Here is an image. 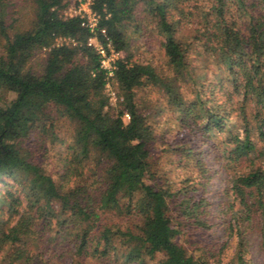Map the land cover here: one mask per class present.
Masks as SVG:
<instances>
[{
	"label": "trees",
	"instance_id": "1",
	"mask_svg": "<svg viewBox=\"0 0 264 264\" xmlns=\"http://www.w3.org/2000/svg\"><path fill=\"white\" fill-rule=\"evenodd\" d=\"M23 1L32 8L28 27L21 0H0V264H248L254 229L264 251V0H93L123 52L110 79L82 19L63 15L67 0ZM139 12L164 37V67L133 60L126 30ZM187 25L193 33L185 37ZM43 49L37 68L33 59ZM194 52L223 72L210 92L195 77ZM110 80L116 108L105 92ZM145 86L159 88L179 131L188 130L164 148L178 157L170 170L176 179L154 168L158 134L136 98ZM218 86L224 102L214 97ZM51 107L76 125L54 152L57 166L43 162V143L65 145ZM34 136L41 156L30 147ZM204 145L228 172L227 223L236 245L227 261L226 242L210 261L182 241L212 227Z\"/></svg>",
	"mask_w": 264,
	"mask_h": 264
},
{
	"label": "rangeland",
	"instance_id": "2",
	"mask_svg": "<svg viewBox=\"0 0 264 264\" xmlns=\"http://www.w3.org/2000/svg\"><path fill=\"white\" fill-rule=\"evenodd\" d=\"M73 0H67L68 6L71 5ZM68 6L63 9L62 13L65 17H68L67 12ZM19 9L22 10L25 15L23 20V26L28 27L30 25V20L32 19V8L30 4H27L25 1L21 0L19 4ZM69 13V12H68ZM139 21L137 25L130 26L127 28V38L130 41L129 51L133 54V60L139 62H151L155 66L161 68L165 66L166 56L165 48L162 45L164 37L158 33L155 29V23L151 16L146 15L145 13H138ZM193 26L187 25L182 28V34L186 37L187 34H192ZM69 39L58 38L56 44L70 43ZM198 47H200L198 45ZM199 49V48H197ZM48 50L43 49L39 51L33 59V64L39 68L44 62ZM192 66L195 72V77L197 80L204 82L206 90L210 92L217 82L219 85L221 77L223 78V72L219 69L218 66L212 61V59H207L206 55H198V52L192 54ZM188 90V97H192L194 94L192 92V87L189 84L185 85ZM117 93V83L110 81V84L106 87L105 92L110 96L111 105L116 108V99L111 98L112 92ZM137 101L140 104L141 109L144 111V114L147 115L148 122L156 129L158 134L157 140H154L151 143L152 154L155 157L154 168L158 166L161 171L164 173L169 172V176L172 179H176L177 175L170 172L171 168L177 162L178 157L173 156L170 158V155L166 153L164 148H168L169 144H173L174 141H178L188 136V130L181 129L179 131V126L175 122L177 113L169 108L167 104L166 97L162 94L156 86H145L137 90ZM209 94V93H208ZM6 93H0L1 98H5ZM13 95L10 94L9 98ZM214 97L220 102L226 100V96L223 90L218 86L214 92ZM50 113L56 117V128L55 132L61 138L60 141L64 140V144L60 142L50 143V140H47V143H43L45 148H48L47 155L43 158V162L46 166L56 165L54 152L59 150L62 146H66L70 142L71 134H73L76 125L75 123L66 118L62 117L56 107L49 108ZM127 118V117H126ZM31 149H35L39 152V156L42 154L41 142L37 136H34L31 140ZM44 149V148H42ZM54 159V160H53ZM203 159L207 167L209 168L211 180L208 186L207 198L209 201V215L212 221V227L208 231H189L186 236L182 238L183 243L189 252L200 255L205 252L210 261L214 260L213 254H219V247L222 243H227L224 254L225 260H229L233 252L235 251L236 239L234 236L230 235L229 225L227 223V210L229 203L228 195V172L224 161L220 154L214 150L210 145L203 146ZM57 166V165H56ZM177 169V168H176ZM179 172H183L182 169H178ZM4 190V185L0 183V191ZM258 229H254L249 232V248H248V264H264V251L261 248V238L258 233ZM228 241V242H227ZM214 250H212V249ZM215 251V253H213ZM213 253V254H212ZM67 260L66 264H69Z\"/></svg>",
	"mask_w": 264,
	"mask_h": 264
},
{
	"label": "built area",
	"instance_id": "3",
	"mask_svg": "<svg viewBox=\"0 0 264 264\" xmlns=\"http://www.w3.org/2000/svg\"><path fill=\"white\" fill-rule=\"evenodd\" d=\"M68 10V17L79 16L82 19L81 25L89 31L87 44L100 56L101 68L105 70L110 79L114 76L117 61L122 58L123 52L116 49L106 27L100 25V14L93 9V0H73L71 5L68 6ZM110 81L106 84V87L110 84ZM111 95V98L117 99L114 91ZM125 116L130 118L128 113Z\"/></svg>",
	"mask_w": 264,
	"mask_h": 264
}]
</instances>
